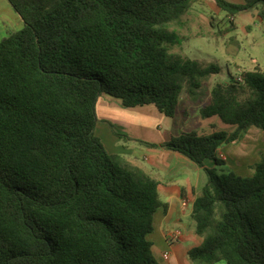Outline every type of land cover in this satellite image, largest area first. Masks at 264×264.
Segmentation results:
<instances>
[{"label": "trees", "instance_id": "16d2710c", "mask_svg": "<svg viewBox=\"0 0 264 264\" xmlns=\"http://www.w3.org/2000/svg\"><path fill=\"white\" fill-rule=\"evenodd\" d=\"M8 1L24 25L0 41V264H160L148 235L169 205L157 179L107 150L97 102L106 93L175 117L185 87L195 98L222 72L171 50L179 38L167 26L197 0ZM215 2L264 19V0ZM201 115L231 129L153 143L111 127L204 168L192 210L204 240L189 250L192 262L264 264V155L244 176L219 154L249 128L264 131V72L216 84Z\"/></svg>", "mask_w": 264, "mask_h": 264}, {"label": "crops", "instance_id": "0c3cea01", "mask_svg": "<svg viewBox=\"0 0 264 264\" xmlns=\"http://www.w3.org/2000/svg\"><path fill=\"white\" fill-rule=\"evenodd\" d=\"M231 1L244 2V0ZM245 13L226 14H228V18L234 19ZM23 25L21 17L12 8L9 1L0 0V41L10 32L22 28ZM261 30H263L261 38L264 39V23H262ZM180 100L182 103L189 104V101L183 100V96ZM206 100L208 101V98ZM97 114L99 118L97 130L102 125L107 132L114 133L111 125L115 127V124L118 123L124 131L131 133V135L127 133L128 135L144 141H151L150 137L155 134L158 139H161L157 141L162 143L179 133L173 131L171 127L165 126L166 115L159 111L154 104L123 107L118 98L108 94L105 99L99 98ZM101 121L107 122L108 125L101 124ZM120 139L117 135L115 137L112 134L108 142L104 140L107 150L121 156L131 164L143 168L157 179L160 197L169 205L167 211L161 209L154 215V229L148 235L153 242L154 254L160 264H195L190 260L188 252L191 248L201 245L204 237L196 231L192 210L196 198L202 194L203 188L208 182L207 173L203 167L180 152L149 147L136 141H128V146L120 145L118 142ZM157 141L153 139V142ZM219 154L221 155V147ZM215 165L214 160L206 161L207 167ZM225 262L221 260L214 264H227Z\"/></svg>", "mask_w": 264, "mask_h": 264}, {"label": "rangeland", "instance_id": "374dc122", "mask_svg": "<svg viewBox=\"0 0 264 264\" xmlns=\"http://www.w3.org/2000/svg\"><path fill=\"white\" fill-rule=\"evenodd\" d=\"M227 15L215 0H197L180 21L167 26L179 38V42L171 48L172 51H180L192 59L214 62L222 67L221 73L208 76L195 98L191 97L185 87L181 96L189 104L180 100L176 116H165V126L178 131L176 136L184 133L212 134L219 129L230 130V125L222 122L218 116L205 118L201 115L202 106L208 102L206 98H209L218 83L241 81L242 73L246 70L258 68L264 72V39L261 38L264 19L260 17L259 9H253L234 19ZM106 95L108 94H102L100 99H105ZM100 123L108 125L104 121ZM115 129L131 135L118 123L115 124ZM97 134L104 143L110 140L112 134L116 137L102 125L98 127ZM150 138L152 140L148 142H153V139L161 140L155 134ZM118 142L128 146L122 139ZM263 155L264 131L257 127L249 128L239 141L221 147V156L227 161L228 168L244 176L253 173L254 166L261 161Z\"/></svg>", "mask_w": 264, "mask_h": 264}, {"label": "built area", "instance_id": "2783aa9c", "mask_svg": "<svg viewBox=\"0 0 264 264\" xmlns=\"http://www.w3.org/2000/svg\"><path fill=\"white\" fill-rule=\"evenodd\" d=\"M242 80V79H241Z\"/></svg>", "mask_w": 264, "mask_h": 264}]
</instances>
